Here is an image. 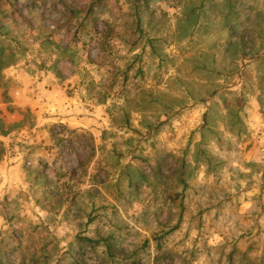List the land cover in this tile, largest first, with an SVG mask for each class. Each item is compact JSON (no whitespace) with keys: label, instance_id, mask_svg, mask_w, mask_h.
<instances>
[{"label":"rangeland","instance_id":"rangeland-1","mask_svg":"<svg viewBox=\"0 0 264 264\" xmlns=\"http://www.w3.org/2000/svg\"><path fill=\"white\" fill-rule=\"evenodd\" d=\"M264 0H0V264H264Z\"/></svg>","mask_w":264,"mask_h":264},{"label":"crops","instance_id":"crops-1","mask_svg":"<svg viewBox=\"0 0 264 264\" xmlns=\"http://www.w3.org/2000/svg\"><path fill=\"white\" fill-rule=\"evenodd\" d=\"M260 58H262V59H263V58H264V56H261V55H260Z\"/></svg>","mask_w":264,"mask_h":264}]
</instances>
